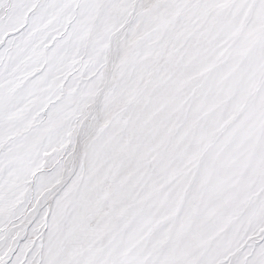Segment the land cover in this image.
Returning <instances> with one entry per match:
<instances>
[{
    "label": "snow or ice",
    "instance_id": "6c2138e0",
    "mask_svg": "<svg viewBox=\"0 0 264 264\" xmlns=\"http://www.w3.org/2000/svg\"><path fill=\"white\" fill-rule=\"evenodd\" d=\"M0 264H264V0H0Z\"/></svg>",
    "mask_w": 264,
    "mask_h": 264
}]
</instances>
